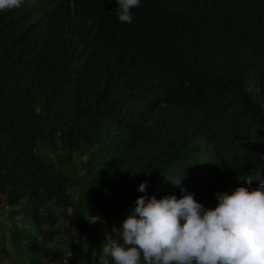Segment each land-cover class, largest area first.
Masks as SVG:
<instances>
[{
    "label": "trees",
    "instance_id": "trees-1",
    "mask_svg": "<svg viewBox=\"0 0 264 264\" xmlns=\"http://www.w3.org/2000/svg\"><path fill=\"white\" fill-rule=\"evenodd\" d=\"M117 7L0 11L1 264H114L138 197L215 208L264 176V0Z\"/></svg>",
    "mask_w": 264,
    "mask_h": 264
},
{
    "label": "clouds",
    "instance_id": "clouds-1",
    "mask_svg": "<svg viewBox=\"0 0 264 264\" xmlns=\"http://www.w3.org/2000/svg\"><path fill=\"white\" fill-rule=\"evenodd\" d=\"M21 3L0 0V11ZM115 3L118 19L131 23L141 0ZM254 180L260 184L252 188ZM243 181L247 186L217 193L215 208H205L183 189L180 198L138 197L119 226V239L104 246L102 255L114 264H264V176L258 170L255 179ZM147 184L141 183L138 191L145 192Z\"/></svg>",
    "mask_w": 264,
    "mask_h": 264
},
{
    "label": "rangeland",
    "instance_id": "rangeland-1",
    "mask_svg": "<svg viewBox=\"0 0 264 264\" xmlns=\"http://www.w3.org/2000/svg\"><path fill=\"white\" fill-rule=\"evenodd\" d=\"M4 216H5L4 211H0V221H2L4 219ZM1 231H2V229L0 227V238H1ZM0 242H1V239H0Z\"/></svg>",
    "mask_w": 264,
    "mask_h": 264
}]
</instances>
